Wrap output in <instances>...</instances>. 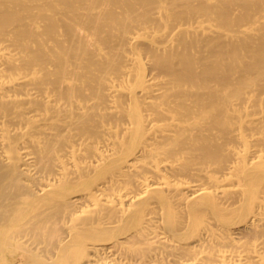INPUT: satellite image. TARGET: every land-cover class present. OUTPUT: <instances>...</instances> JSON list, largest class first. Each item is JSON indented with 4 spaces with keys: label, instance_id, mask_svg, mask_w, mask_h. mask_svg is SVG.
Instances as JSON below:
<instances>
[{
    "label": "bare ground",
    "instance_id": "bare-ground-1",
    "mask_svg": "<svg viewBox=\"0 0 264 264\" xmlns=\"http://www.w3.org/2000/svg\"><path fill=\"white\" fill-rule=\"evenodd\" d=\"M23 234L33 264H264V0H0V250Z\"/></svg>",
    "mask_w": 264,
    "mask_h": 264
},
{
    "label": "rangeland",
    "instance_id": "rangeland-1",
    "mask_svg": "<svg viewBox=\"0 0 264 264\" xmlns=\"http://www.w3.org/2000/svg\"><path fill=\"white\" fill-rule=\"evenodd\" d=\"M25 223H26V221H24ZM24 222L23 223H21V225L23 224V225H25L24 227L23 226H21L20 224V226L19 225H16V226H14L12 229H13V231L14 232H20L21 230H24L23 228H25V232L26 231H28V223L27 224H24ZM19 226V227H18ZM26 226H27V229H26ZM56 227H58V225L56 226ZM21 228V229H20ZM22 232V231H21ZM23 238H21L20 240H21V244H20V240L19 241H14L13 243H12V246H11V248L10 249H3V250H0V264H33V263H35L34 262V260H35V257H33V255L32 254H30V252H27V250L28 251H31V250H33V251H35L36 249H37V251H41L42 249H44L45 248V244H47V240H43V242H42V240L41 241H39V240H37V239H35L34 237H32L31 235H26L25 236V234H23V235H21ZM28 236V237H27ZM25 237H27V238H25ZM31 237V238H30ZM31 239V241L30 242H28L29 240ZM37 240V241H35V240ZM28 240V241H27ZM33 241L35 242V243H33ZM40 242V245H37L36 243H39ZM46 241V242H45ZM19 242V243H18ZM27 243L26 245H25V243ZM42 242V243H41ZM23 243V244H22ZM33 245H32V244ZM131 243H132V245H131ZM20 244V247L18 246ZM35 244V245H34ZM41 244H42V246H44V248L41 246ZM128 244V247L131 245V250H132V248H134L135 249V247L136 248H138V247H140L141 246V248H146V247H144V246H142L140 243L139 244H136L135 245V243L134 242H128L127 243ZM127 244L125 243V244H123L122 245V247H120V246H118L117 248H115L116 250H118L117 251V253H116V250H115V252L113 253V252H110L109 254L107 253V254H104V256H102V258H101V255L99 256L100 257V259H98L99 257H96L95 258V260H93L92 261V263L93 264H142L141 263V261H137V257L138 256H132V259L131 258H129V256H131V254H129V252H128V254H129V256L128 255H126L127 253V251L129 250L128 248H127ZM32 245V246H31ZM146 245V244H145ZM154 245V244H153ZM16 246V247H15ZM24 246V247H23ZM133 246H135V247H133ZM147 246V245H146ZM149 246V245H148ZM147 246V247H148ZM155 246V245H154ZM14 247H15V249H14ZM20 249H23V251L22 250H20ZM35 247V248H34ZM126 247V248H125ZM40 248H42V249H40ZM19 249V250H18ZM40 249V250H39ZM125 249L127 250L126 252H125ZM25 250V251H24ZM123 250V251H122ZM121 251V252H120ZM11 252V253H10ZM13 252V253H12ZM15 252V253H14ZM125 253V255L123 254V253ZM8 253V254H7ZM119 253V254H118ZM120 253H121V256H120ZM112 254H117V255H112ZM164 254V253H163ZM27 255V256H26ZM31 255V256H30ZM107 255H108V257H107ZM123 255L125 256V257H127V258H125V257H123ZM168 254L167 253H165L164 255H163V257L169 262V264L172 262V260H170L171 259V257L169 258L168 256H167ZM106 256V257H105ZM168 258H166V257ZM198 256H200V255H198ZM33 257V258H32ZM104 257V258H103ZM122 257V259H120ZM133 257H135L134 259L135 260H133ZM123 258H125L126 259V261H125V259L123 260ZM137 258V259H136ZM185 258V257H184ZM184 258H182V259H184ZM187 258H189V257H187ZM31 259V260H30ZM131 259V260H130ZM86 260V257L85 258H83V259H79V260H77V262L75 263V264H79V262L78 261H80V264L81 263H83L84 261ZM205 260V259H204ZM96 261H97V263H96ZM130 261V262H129ZM190 261V260H189ZM225 261V263L226 264H230V261L228 260V259H226V260H224ZM28 262V263H27ZM137 262H139V263H137ZM168 262H166L167 264H168ZM191 262V261H190ZM92 263H89V264H92ZM224 262L222 263V264H225ZM144 264V263H143ZM171 264H173V262L171 263Z\"/></svg>",
    "mask_w": 264,
    "mask_h": 264
}]
</instances>
